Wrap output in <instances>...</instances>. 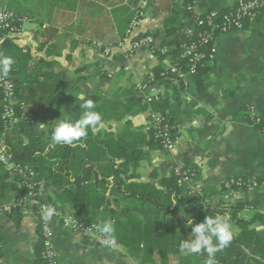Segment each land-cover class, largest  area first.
<instances>
[{
    "label": "crops",
    "instance_id": "0c3cea01",
    "mask_svg": "<svg viewBox=\"0 0 264 264\" xmlns=\"http://www.w3.org/2000/svg\"><path fill=\"white\" fill-rule=\"evenodd\" d=\"M185 1L0 0V8L18 17L16 32L6 34L0 53L16 61L12 72L20 85L23 110V119L7 128L0 139L17 145L26 141L21 129L41 131L55 127L60 119L76 121L83 111L79 99L83 96L95 102L93 110L103 118L100 134H111L142 150L140 182L158 186V180L170 176L175 167L197 170L199 177L184 186V193L199 191L211 196L215 204H246L264 212V190L226 193L223 189L231 178L264 179V136L247 122L248 106L255 107L264 121V17L244 31L219 38L206 86L197 87L189 78L176 80V90L163 88L160 99L170 97L167 114L175 121L177 140L172 150L145 147L151 105L131 107L129 102L138 96L137 86L159 61L148 49L131 51L130 41L150 34L160 47L166 22ZM238 1L198 0L194 8L196 14L230 10ZM137 10L144 17L140 27L131 31ZM195 26L193 17L186 19L182 34L190 35ZM98 44L110 47V55L99 50ZM181 82L187 86L183 90ZM154 174L158 180L152 179ZM35 182L42 202L73 214L60 203L59 192L38 178ZM17 197L10 193L0 202V264H34L41 246L39 218L32 208L20 210L19 224L8 217ZM106 220L112 221L109 216ZM231 224L237 232L235 223ZM50 226L62 264H165L158 254L144 257L143 245L133 250L119 245L113 252L90 246L55 218ZM258 227L264 238V224ZM169 264H179L178 259Z\"/></svg>",
    "mask_w": 264,
    "mask_h": 264
},
{
    "label": "trees",
    "instance_id": "16d2710c",
    "mask_svg": "<svg viewBox=\"0 0 264 264\" xmlns=\"http://www.w3.org/2000/svg\"><path fill=\"white\" fill-rule=\"evenodd\" d=\"M197 1L186 0L183 8L176 7L173 18L166 22L165 39L160 47L154 48L158 65L145 82L152 77V83L156 86L167 91L176 90L177 76L170 67L174 66L180 72L188 73L192 63L189 57L183 55L189 46L195 44L202 58L196 66L195 75L191 76V81L197 87L207 85L213 62L209 59L211 46L201 41L202 35L211 31V26L208 24L195 26L193 34H182L183 22L192 18L188 8L194 7ZM229 11L231 10H223V13ZM248 25L246 22L245 29ZM149 36L156 40V36L150 34L140 35L132 40ZM162 50H166V53L162 54ZM8 79L14 84V93L18 101L14 109L16 117L21 121L23 110L19 97L20 85L14 72L11 71ZM179 85L182 90L187 87H183L182 82ZM4 98L2 87L0 102L3 103ZM143 103L151 105V114H161L165 118L170 137L176 142L178 132L175 121L167 114L170 97L167 95L164 99L146 103L137 96L129 102L131 107H139ZM3 108V105L0 106V111L3 112ZM9 127L8 121L0 116V137ZM254 128L261 133L264 130V123ZM53 129V126L41 131L31 127L21 129L26 141L21 140L17 145L6 143L11 160L7 165L0 164V202L10 193L18 195L24 193L26 168H32L45 187L54 188L60 193V203L68 205L73 212L72 215L80 223L86 226L101 223L109 216L116 229L118 244L129 250L143 245L140 253L144 257L158 254L165 264H169L171 259H178L179 264H204L206 253L183 256L179 252L181 241L192 239V228L186 226L187 219H192L194 224H198L203 222L206 216L227 214L238 231H233L234 238L230 246L216 254L218 264H264V238L256 230L257 225L264 224V212L255 211L246 204L235 206L215 204L211 196L202 195L199 191L184 193L183 188L178 185L179 178L173 171L170 176L159 180L157 175H152V179L158 180V186L140 182L139 168L144 158L142 150L136 148L134 143L116 140L111 134L93 135L89 129L88 137L74 147L68 145L50 147ZM153 133L154 130L149 132V138L145 139V147L149 151L164 150L161 140L154 138ZM18 168L23 172L20 173ZM185 170L194 172L195 179L199 177L197 170ZM247 179H255L259 185L264 183V179L245 178ZM36 190H39V185H36ZM33 210L37 212L36 208ZM242 211H247L250 215L242 218L240 216ZM8 217L19 224L22 215L20 210L14 209L8 213ZM40 232L42 235L41 228ZM41 246L39 244L34 264H45Z\"/></svg>",
    "mask_w": 264,
    "mask_h": 264
},
{
    "label": "built area",
    "instance_id": "2783aa9c",
    "mask_svg": "<svg viewBox=\"0 0 264 264\" xmlns=\"http://www.w3.org/2000/svg\"><path fill=\"white\" fill-rule=\"evenodd\" d=\"M230 10L231 11L227 13H223V11L219 10H210L209 12L205 13V15H203L196 14L193 6L188 8V11L192 14L195 25L197 27L204 26L205 24L211 26V31L202 35L201 41L202 43L210 44L211 46L209 50L210 61H214L216 58V55L218 53L217 43L221 36L244 31L246 22L251 24L254 23L258 18L264 17V0H239L236 5ZM143 17L144 12H142L141 10H137L135 12L134 18L132 19L130 24L131 31H136L140 27ZM17 22L18 17L15 14L6 9L0 8V48L4 43L6 34L16 32ZM191 34H193V32L190 33V35ZM96 47L99 50L104 51L106 55H110L111 53L110 47L101 44L96 45ZM119 47H123V43H121ZM155 47L156 40L151 36L143 37L136 41H130L131 51L148 49L152 53H154ZM165 53L166 50H162V54ZM183 56L189 57L192 63V67L188 73L180 72L174 66H171L170 68L171 71L176 74V80L186 82L189 78H191V76L195 75L196 66L200 62L202 55L198 53L197 46L193 44L186 49ZM151 78L152 77L149 78L150 80L148 79L149 81L147 80L146 82H141L137 86L138 96L142 98V100L146 103H151L154 100L158 101L162 94H164L163 88L153 84V79ZM2 87L4 89L5 98L3 103L2 101L0 102V106H4L3 112L0 111V116L3 118V120L8 121L9 125L12 126L19 122V119L16 117V111L14 109V106L18 104L14 93V84L8 79V77L0 78V88ZM247 122L252 127L264 123L263 119L257 113L256 108L253 106L247 107ZM153 130L154 138L161 140L164 150H172L174 148L175 141H173L170 137L168 125L165 122V118L161 114L153 113L150 115L147 132L149 133ZM261 134L264 136V130L261 132ZM10 160L11 156L7 153L6 143L0 139V164L7 165L9 164ZM26 170L27 173L25 175L24 181L25 191L22 195H18L8 213H10L14 209L21 210L23 208H36V214L39 218V224L42 231V257L45 261V264H62L58 260L54 249V236L50 223L45 222L41 217L42 206L50 204L44 203L39 199V193L36 190L37 184L35 182L37 179V174L34 169L26 168ZM18 171H20V173L23 172V170H21L20 168H18ZM173 172L179 178L178 185L181 188H184L186 184L194 180L196 176L194 172L185 170L182 167H175L173 169ZM223 189L226 193H233L235 189H237L238 191L264 190V183L259 185L255 179L245 180V178L236 177L227 180L223 185ZM53 218L57 219L63 228L71 230L73 233L84 238L90 246L113 252L119 250V247L115 250L104 247L98 240L93 238L89 229L92 228V226L95 224L88 226L83 225L72 214L61 213L58 210L57 215ZM66 221L68 222L66 223Z\"/></svg>",
    "mask_w": 264,
    "mask_h": 264
},
{
    "label": "clouds",
    "instance_id": "9594fccd",
    "mask_svg": "<svg viewBox=\"0 0 264 264\" xmlns=\"http://www.w3.org/2000/svg\"><path fill=\"white\" fill-rule=\"evenodd\" d=\"M15 62L12 56L0 53V78L8 77ZM79 99L83 101L80 104V108L83 111L79 119L74 122L60 119L52 130L49 143L50 147H55L56 145L74 147L88 137L89 129H91L93 135H96L104 129L101 114L93 110L96 106L95 102L83 96H80ZM56 215L57 209L55 207L51 205L42 206L41 217L45 222L50 223ZM240 216L244 218L243 211L240 213ZM186 226L192 228V239L181 241L179 245L180 254L183 256H192L206 253L207 258L204 264H218L216 254L230 246L234 238L230 216L227 214H217L214 217L206 216L204 221L198 224H194L192 219H187ZM89 231L93 238L98 240L104 247L113 250L119 247L116 229L112 221L106 220L95 224Z\"/></svg>",
    "mask_w": 264,
    "mask_h": 264
},
{
    "label": "water",
    "instance_id": "95a60500",
    "mask_svg": "<svg viewBox=\"0 0 264 264\" xmlns=\"http://www.w3.org/2000/svg\"><path fill=\"white\" fill-rule=\"evenodd\" d=\"M261 229H262L261 227H258L256 230L257 232H260Z\"/></svg>",
    "mask_w": 264,
    "mask_h": 264
}]
</instances>
